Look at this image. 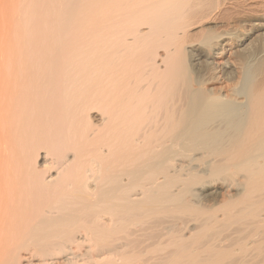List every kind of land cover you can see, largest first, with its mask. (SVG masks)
Listing matches in <instances>:
<instances>
[{"label": "bare ground", "instance_id": "1", "mask_svg": "<svg viewBox=\"0 0 264 264\" xmlns=\"http://www.w3.org/2000/svg\"><path fill=\"white\" fill-rule=\"evenodd\" d=\"M0 264H264V0H0Z\"/></svg>", "mask_w": 264, "mask_h": 264}]
</instances>
